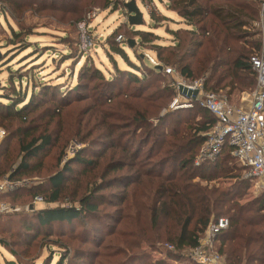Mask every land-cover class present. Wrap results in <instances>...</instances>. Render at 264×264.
I'll list each match as a JSON object with an SVG mask.
<instances>
[{
  "label": "trees",
  "instance_id": "trees-1",
  "mask_svg": "<svg viewBox=\"0 0 264 264\" xmlns=\"http://www.w3.org/2000/svg\"><path fill=\"white\" fill-rule=\"evenodd\" d=\"M0 3L8 8L4 13L14 19L27 12H44L61 20L70 15L69 21L74 25L102 3L105 7L112 6L113 11L120 9L122 4L126 10L123 0H0ZM263 5L264 0H169L170 10L186 23V28L168 29L173 36L169 44L161 43L160 35L154 30L133 29L130 38L119 33L122 28L116 30L111 36H115L114 40L110 37L108 43L112 53L128 63V67L120 68L114 60L116 76L127 78L135 87L128 86L126 91L117 94L108 95L103 91L101 95L92 96L97 105L92 113L96 119L94 124L97 130L101 129L102 141H106L100 154V157L107 156L100 179L87 182L82 188L84 192H80L82 177L90 176L99 168L98 160L85 155L88 149L80 150L74 160L50 175L46 186L39 185L34 193L35 198L42 196L49 204L66 198L71 203L37 210L33 221L25 227L24 241L29 242L31 236L49 235L54 224L85 222L88 218L104 219L101 209L114 198L120 202V215L108 242L101 241L103 246L99 254L105 258L106 264H169L165 259L153 260L143 250L145 245L157 248L162 244L172 247L164 248L168 258L179 260L183 251L200 244L209 224L222 217L228 218L229 225L219 233L217 245L227 264H264V194L248 203L240 201L255 179L244 177V167L232 156L230 144L225 145L216 160L195 164L207 132L217 123L216 116L197 102L193 108L168 109L161 116L162 110L168 108L178 93L173 82L166 83L167 76L179 74L190 83L203 78L205 90L224 94L229 101L234 90L256 87L257 72L250 58L259 53L263 45L260 25ZM151 16L155 20V29L171 20L165 15ZM12 34L7 45L13 46L14 50L31 46L27 44L24 26L20 31L12 29ZM119 35L124 39L117 43ZM133 37H139V42ZM63 39L62 42L71 44L69 37ZM123 43L134 49L137 61L131 60ZM138 44L150 50L164 69L152 64L146 54H140L136 49ZM78 54L81 58L86 55L78 47L70 55L78 57ZM166 67L175 72H168ZM37 68L28 75L22 74L21 70L18 75L13 74L11 91L0 94V118L17 120L16 135L22 155V161L10 179L33 169V164L41 167L43 154L56 143L50 130L53 115H45L44 108L40 110L48 102L45 100L57 102L55 97L58 94L72 96L73 89L64 92L57 83H41L39 92H36L37 87H32L29 97L28 93L17 91L15 75L20 81L24 77L35 81ZM78 73L80 81L85 78L100 80L105 86L109 85V89L119 84L114 77L105 80L101 70L94 65L81 67ZM122 95L126 99H120L108 108H100L104 106L101 103L112 102L113 98ZM85 99L82 96L77 101ZM52 110L56 113L61 109ZM46 117L49 119L44 122ZM152 118H159L155 127L150 122ZM93 132L90 130L82 135L80 130L74 134L67 129L64 134L67 138L80 136V141L85 143ZM137 137L138 140H134ZM152 139L153 143L147 148ZM7 172L5 164L0 161V177ZM222 178L234 182L229 187H221L219 181ZM2 196L1 193L0 198ZM0 243L18 256L8 241L1 238ZM74 253L73 256L67 250L56 264H76V261H82L81 257L90 255L82 250ZM6 264L19 263L6 261Z\"/></svg>",
  "mask_w": 264,
  "mask_h": 264
},
{
  "label": "rangeland",
  "instance_id": "rangeland-1",
  "mask_svg": "<svg viewBox=\"0 0 264 264\" xmlns=\"http://www.w3.org/2000/svg\"><path fill=\"white\" fill-rule=\"evenodd\" d=\"M153 1L157 4V7H154V10L150 12L148 7L151 6ZM138 6L144 14V22L133 26V28L126 25L129 24L128 14L122 4H120V9L116 11H113L112 6L105 7L103 3L91 9L86 14L84 21H87L88 28L86 33L91 37L92 44L84 49L81 38L82 31L78 23L74 25L69 21L70 15L66 19L61 20L58 16L44 12H27L25 15L18 16V19H14L9 13H4V9L8 8L0 3V61L3 60L0 62V94L4 95L11 91L10 88L13 86L10 84V79L13 74L16 73L18 75L17 72L21 70L22 74L28 75L33 68L36 69L37 67L35 81L26 77L20 81L15 75L14 86L17 91L26 92L29 97L32 93V87H37L36 92H39L41 83H57L62 86L60 90H64V92H68V89H73L71 97L66 93L63 97V94L56 95L55 101L57 102L45 100L48 102L40 110L44 108L46 111V113L44 111L45 115H53L50 130L56 143L53 147L50 146L43 154L41 167L33 164V169L23 174L20 173L14 179H10V175L19 167L22 161L18 143L19 137L16 135V132H18L17 120L0 118V161L5 164V168L8 170L6 175L0 177V185L6 184L2 192L4 196L0 198V205L5 204L7 206V209L0 211V239L3 238L8 241L11 247L18 252V256L13 255L10 249L0 243L1 264H6V261L19 264H56L61 254L66 253L67 250L73 256L75 255L74 252L78 250L90 253V255L81 257L82 261H76V264H106L105 258L99 254H101L100 251L103 246L101 241L108 242L110 232L117 226V218L120 215V202L114 198L110 199L111 203L106 204L101 209L105 216L104 219L95 220L88 218L85 222L74 221L72 224H54L49 235L42 234L37 238L31 236L29 242L24 241L23 233L27 223L33 221L32 217L37 210L49 205H68L71 203L67 198V201L64 200L55 204H49L45 201L39 202L36 201L34 193L37 192L36 188L39 185L45 184L46 186L50 175L62 170L70 161L74 160L80 150L88 149L85 155L98 160L100 168L91 173L90 176L82 177L83 186L80 192H84L82 188H85L87 182L100 179L101 169L106 164L107 158L106 155L100 157V154L104 150L106 141H102L103 139L100 138L101 129H98V131L94 124L96 119L92 116V113L97 105L96 101L92 100V96L101 95L103 91L107 92L108 95L117 94L121 90L126 91L128 86H131L132 89L135 87V85L129 83L127 78L116 76L114 60H116L117 66L120 68L128 67V63L121 56L112 53L110 43H108L112 34L122 28L119 33H122L124 38H130L133 36L131 34L134 32L133 29L154 30L162 35L161 43L169 44L172 42L173 36L168 29L186 28L185 21L177 13L170 10L169 0H139ZM151 14H155L158 17L164 14L171 20L164 21L160 27L155 29L153 27L155 20L152 19ZM21 26H24L27 44L30 43L31 46L24 47L21 50H14L13 46L7 45V41L13 37L12 29L20 31ZM65 37L70 38L71 44L62 42ZM114 38L115 36L111 37L113 40ZM133 38L139 42V37ZM117 43H120V41H117ZM122 45L131 60L137 61L134 49L128 43H123ZM77 47L80 51H85V57L81 58V54H78V57L70 55L72 50L77 51ZM147 47L151 48V45H147ZM136 49L140 54H150L153 57V53L150 50H145L139 44ZM86 65H94L100 69L105 76V80L114 77V80L119 81L118 86L109 89V85L105 86V83H101L100 80H92L91 78H85L80 81L78 72L81 67ZM181 78L183 77L179 74L167 76L166 83L173 82L175 84ZM251 92L252 90H234L231 95V103L238 107H246L251 99ZM82 96L87 99L77 101ZM120 99L126 98L123 95L119 98L115 97L112 102H103L101 104L104 106L100 107L99 105L98 107L108 108ZM3 101L7 102L5 99ZM60 101H62V104H59ZM194 105L171 109L170 102L168 108L162 110L161 116H164L168 109L169 111L184 110L193 108ZM56 107L61 109L60 112L55 113L52 110ZM186 114L184 112V116ZM194 116L196 118V115ZM172 118L176 117L173 116ZM48 119L46 117L44 122ZM150 122L155 127L159 123V118H152ZM67 129L74 134H77L80 130L82 135L88 134L90 130L94 132L87 142L82 143L80 136L67 138L64 134ZM159 132H162V129L159 128ZM134 140L137 141L138 137ZM153 140L150 141L147 148L151 146ZM91 142L99 143L92 144ZM111 151L107 153L108 158ZM198 155L195 158V164L198 160ZM204 162L206 161L204 160L196 165L204 164ZM81 168L83 170V167ZM233 182L231 179L222 178L219 181V185L221 187H229ZM114 190L121 189L115 188ZM262 194H264V187L257 180H254L248 193L240 201L248 203ZM75 204L78 206L77 202ZM62 243H66V245H61ZM168 246L171 247L168 244L158 245L157 248L145 245L143 250L153 260L165 259L169 264H196L191 258L190 250L183 251V257L179 260L168 258L164 250Z\"/></svg>",
  "mask_w": 264,
  "mask_h": 264
},
{
  "label": "built area",
  "instance_id": "built-area-1",
  "mask_svg": "<svg viewBox=\"0 0 264 264\" xmlns=\"http://www.w3.org/2000/svg\"><path fill=\"white\" fill-rule=\"evenodd\" d=\"M131 0H124L125 3ZM139 0H136L138 4ZM143 1V0H140ZM157 4L154 1L149 6L152 12ZM262 29L263 45L259 53L250 58L253 69L257 72V85L251 92V99L246 107H238L232 104L225 95L214 90H205L204 79L188 82L185 78L177 81L174 85L177 89V96L171 103V109L191 106L198 103L208 109L217 118L215 126L207 132L206 142L203 145L196 164L202 161L216 160L221 155L226 144L232 146V156L236 162L244 167V177L254 178L264 187V5L262 6ZM87 21L79 23L82 31L83 48L86 49L92 44L91 37L87 35ZM119 35L117 41L123 40ZM150 62L156 66L161 65L155 57L146 54ZM164 69V68H163ZM168 72H175L174 69L166 67ZM189 89H198L196 98L187 96L180 92V86ZM6 184L0 185V194ZM36 201L44 202L42 196H37ZM7 209L5 204L0 205V211ZM229 225L228 218L222 217L218 221H212L200 244L190 249L191 258L196 264H227L226 258L218 249V235L222 229Z\"/></svg>",
  "mask_w": 264,
  "mask_h": 264
},
{
  "label": "water",
  "instance_id": "water-1",
  "mask_svg": "<svg viewBox=\"0 0 264 264\" xmlns=\"http://www.w3.org/2000/svg\"><path fill=\"white\" fill-rule=\"evenodd\" d=\"M126 12L128 14V23L131 26L143 24L144 22V14L140 10L138 4L136 3V0H131L128 3H125ZM134 45V41L131 42V46ZM159 69H163L164 67L162 65L157 66ZM180 92L182 94H185L187 96H193V98H196L199 90L198 89H189L183 85L180 86Z\"/></svg>",
  "mask_w": 264,
  "mask_h": 264
},
{
  "label": "crops",
  "instance_id": "crops-1",
  "mask_svg": "<svg viewBox=\"0 0 264 264\" xmlns=\"http://www.w3.org/2000/svg\"><path fill=\"white\" fill-rule=\"evenodd\" d=\"M161 15H164V14H161ZM156 32V31H155ZM158 35H160L158 32H156ZM161 39H162V35H160ZM173 40V39H172ZM190 250V249H189Z\"/></svg>",
  "mask_w": 264,
  "mask_h": 264
}]
</instances>
